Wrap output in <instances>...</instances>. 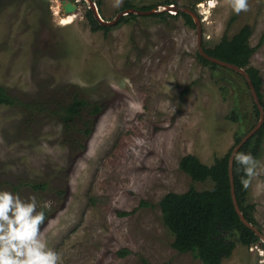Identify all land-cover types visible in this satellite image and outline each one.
Wrapping results in <instances>:
<instances>
[{
  "label": "rangeland",
  "instance_id": "1",
  "mask_svg": "<svg viewBox=\"0 0 264 264\" xmlns=\"http://www.w3.org/2000/svg\"><path fill=\"white\" fill-rule=\"evenodd\" d=\"M63 1L0 0V85L25 102L0 104V188L35 195L38 211L49 203L41 228L59 264H202L172 246L159 202L169 192L214 187L181 162L193 154L212 165L251 130L259 118L249 86L238 72L198 59L196 26L182 16L136 14L94 31L88 0H66L78 5L68 24ZM125 1L158 11L167 0L94 3L113 21L129 9ZM168 1L200 17L203 46L245 25L251 45L260 43L264 0H248L239 14L230 0ZM250 65L260 71L264 102V41ZM75 97L102 111L86 107L68 129L53 112ZM257 161L247 200L264 233V142ZM222 264H264V243H238Z\"/></svg>",
  "mask_w": 264,
  "mask_h": 264
},
{
  "label": "trees",
  "instance_id": "2",
  "mask_svg": "<svg viewBox=\"0 0 264 264\" xmlns=\"http://www.w3.org/2000/svg\"><path fill=\"white\" fill-rule=\"evenodd\" d=\"M165 4H173V2L167 0ZM133 7L134 5L131 2L125 1L122 9ZM140 9H152V6L141 7ZM158 16L164 19L167 16H182L187 25L192 27L195 26L193 17L185 12H178L176 14L164 12L158 14ZM87 17L92 30L104 29L108 31L111 29L110 26L101 25L90 8L87 12ZM136 18V14L129 13L122 16L119 23H128ZM252 34V26L245 25L231 38L224 36L220 42L213 47L204 45V49L211 56L246 68L253 80L260 99L263 101V94L261 92L262 77L259 69L250 65V59L257 47L263 43L264 32L258 46L251 45L250 38ZM197 56L206 66H210L213 69L220 66L207 60L201 56L199 52H197ZM238 74L243 77L247 84L244 76L240 73ZM187 90L188 88L185 89V91ZM17 103L22 104L25 102L11 96L8 92V88L0 85V104L13 105ZM25 105L27 106V103ZM91 106V112L93 114H98L102 111L101 106L97 104L93 106L91 102L75 97L72 102L63 109L55 110L53 113L58 115L59 119L64 122L68 129H71L74 119L76 117H81L82 110ZM254 107L256 116L259 118V109L255 103ZM86 133L89 135L91 129H87ZM236 138L235 145L241 140L239 136ZM263 142L264 124L240 148L239 152L251 153L258 159L263 147ZM231 151L232 148L222 157L216 158L212 165L202 162L196 155L189 154L185 156L181 162V168L194 180L204 181L211 179L214 182V187L202 191L191 188L184 193L169 192L159 202L163 221L174 236L172 246L182 253L195 252L202 264H222L223 259L232 255L238 243L251 247L261 240L254 230L243 223L235 209L229 177V158ZM242 178L249 179L245 176L243 166L240 165L238 161L234 160L235 190L240 208L244 216L261 230L255 218V204L248 202L247 197L249 190L248 186L245 188L242 185ZM30 185L35 189L47 188L46 183H33ZM57 192L61 194L63 191L57 190ZM148 204L149 203L146 201L141 202V205ZM40 211H44L45 213V222L49 215L48 210L42 207ZM130 213L131 212H121L122 215H129ZM128 252L129 251L126 249L120 253L125 255Z\"/></svg>",
  "mask_w": 264,
  "mask_h": 264
},
{
  "label": "clouds",
  "instance_id": "3",
  "mask_svg": "<svg viewBox=\"0 0 264 264\" xmlns=\"http://www.w3.org/2000/svg\"><path fill=\"white\" fill-rule=\"evenodd\" d=\"M121 0H117L119 6ZM236 14L247 11L248 0H230ZM176 14V13H172ZM233 159L243 166L245 176L256 175L259 164L251 153L234 152ZM246 188L249 179L242 178ZM35 195L22 197L7 188H0V264H59L60 255L48 246L41 228L45 220L44 211H38ZM46 202L44 207H48Z\"/></svg>",
  "mask_w": 264,
  "mask_h": 264
},
{
  "label": "water",
  "instance_id": "4",
  "mask_svg": "<svg viewBox=\"0 0 264 264\" xmlns=\"http://www.w3.org/2000/svg\"><path fill=\"white\" fill-rule=\"evenodd\" d=\"M89 4H90V8L92 9L95 18L98 20V22L103 25V26H111L113 24H115L117 21L120 20V18L123 15L129 14V13H135V14H140V15H145V14H153V13H157V12H171V13H178V12H185L190 14L195 22V26H196V32H197V49L198 52L201 56H203L204 58H206L207 60L216 63L222 67H226L229 68L231 70H234L240 74H242L244 76V78L247 81V84L249 86L251 95L253 97L254 103L256 104V106L259 109V120L258 122L251 128V130L245 134L241 140L239 141V143H237L230 154V158H229V177H230V185H231V194H232V199H233V203L235 206V209L237 211V213L239 214L241 220L243 221V223L248 226L249 228H251L252 230H254L256 232V234L260 237V244L264 243V233L258 228L256 227L253 223H251L243 214L238 199H237V195H236V190H235V180H234V159H233V153L234 152H239L240 148L262 127V125L264 124V102L260 99L259 94L254 86L253 80L250 77L249 73L247 72L246 68L241 67L237 64L219 59L217 57L211 56L210 54H208L203 46V24L202 21L200 20V17L196 14V12L189 8V7H179L175 4H164L163 5V9L162 10H140L138 8H129L127 10L124 11V13H120L117 18L113 21H108V20H104L101 15L99 14V11L97 9L96 4L94 3V0H88ZM78 5L72 1H63V9L66 12V14L68 13H73L77 10ZM174 11V12H172Z\"/></svg>",
  "mask_w": 264,
  "mask_h": 264
},
{
  "label": "bare ground",
  "instance_id": "5",
  "mask_svg": "<svg viewBox=\"0 0 264 264\" xmlns=\"http://www.w3.org/2000/svg\"><path fill=\"white\" fill-rule=\"evenodd\" d=\"M74 17H75L74 12L68 13V14H66L65 17H63L62 22L65 24L71 23L74 20Z\"/></svg>",
  "mask_w": 264,
  "mask_h": 264
}]
</instances>
